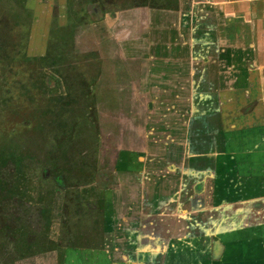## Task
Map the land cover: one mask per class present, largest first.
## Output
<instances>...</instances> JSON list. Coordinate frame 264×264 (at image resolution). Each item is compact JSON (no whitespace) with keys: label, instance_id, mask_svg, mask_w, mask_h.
<instances>
[{"label":"crops","instance_id":"0c3cea01","mask_svg":"<svg viewBox=\"0 0 264 264\" xmlns=\"http://www.w3.org/2000/svg\"><path fill=\"white\" fill-rule=\"evenodd\" d=\"M192 1L203 8L191 20L181 13L180 23L192 22L193 35L182 40L183 28L170 37L169 47L181 49L173 55L149 45L155 59L131 72L132 101L116 104L107 122L112 134L103 137L99 169L112 178L100 189L103 242L56 247L52 260L37 262L264 264V0ZM194 38L202 58L186 61L185 42L189 50ZM149 79L164 102L155 99L151 109ZM181 86L189 97L175 105ZM201 103L229 122L209 113L195 132ZM152 121L160 132L149 129Z\"/></svg>","mask_w":264,"mask_h":264},{"label":"rangeland","instance_id":"374dc122","mask_svg":"<svg viewBox=\"0 0 264 264\" xmlns=\"http://www.w3.org/2000/svg\"><path fill=\"white\" fill-rule=\"evenodd\" d=\"M173 5L166 0H0V151L21 155L24 162L17 169L20 195L0 197V264H44L39 258L52 260L58 247L93 241L102 193L93 172L100 168L103 137L107 130L112 134L107 122L113 124L116 104L132 101L128 80L131 72L147 71L142 61H149L148 42L156 39V29L168 32L174 21L179 28L174 36L184 28L181 13L188 12L191 20V12L204 6L192 0ZM35 12L42 22L37 32ZM191 25L182 40H188ZM124 37L146 40L123 49ZM59 165L63 168L56 169ZM0 172L1 178H15L11 166ZM55 172L63 176L61 185ZM80 188L86 191L81 196ZM41 208L46 218L38 215ZM19 218L27 226L37 225L38 218L46 223L45 247L25 257L18 256L10 235L12 221Z\"/></svg>","mask_w":264,"mask_h":264},{"label":"flooded vegetation","instance_id":"af4514ba","mask_svg":"<svg viewBox=\"0 0 264 264\" xmlns=\"http://www.w3.org/2000/svg\"><path fill=\"white\" fill-rule=\"evenodd\" d=\"M168 0H166V2H167ZM170 2V1H169ZM177 2H178V0H177ZM24 4L26 5V3L24 2ZM27 5H28V2H27ZM31 6V5H30ZM140 6H142V5H140ZM150 6H152L151 4H150ZM149 6V7H150ZM158 5H156V6H154V7H157ZM163 8H167L168 6H162ZM178 7V5H176V7L174 8H171V9H176ZM159 8V7H158ZM37 11V10H36ZM48 13H50V10H47V11H45V14H46V16L48 15ZM34 16V18H33V26H32V29H33V31H35V29H36V32H37V30H39L40 28H37L38 26L40 27L41 25H42V22H39L38 23V21L37 20H39V13L38 12H35L34 14H33ZM39 16V17H38ZM171 21V20H170ZM159 24V23H158ZM35 25V26H34ZM156 25V24H155ZM164 32V33H163ZM172 31H171V27L169 28V31L167 32V31H165V28H158V29H156V34H157V37H156V39L155 40H149V42H148V44L151 46V44H152V46L153 47H155L156 45L157 46H160V45H162L163 46V48H164V50H169V53L170 54H176V53H178L179 51H181V49L180 50H178L179 48H178V44H177V46L175 47V48H170L169 47V45H168V43H170V41L168 42V40L170 39V37H173V34L171 33ZM163 33V34H162ZM128 37H124V39H123V49H124V47H126L127 49H128V47L127 46H131V45H137L138 43H139V41H145L146 40V38H143V39H137V38H133V39H130V40H128L127 39ZM193 42H194V44L191 46V48L189 49V50H187V43L188 42H185V45H186V47H185V49H183V52H182V54H183V58H185L186 57V61L187 60H189V57L190 56H193V57H195V58H202V55H201V53H203V49L201 48V46H200V42L201 41H199V38H194V40H193ZM199 44H197V43ZM175 43V42H174ZM149 48L151 51L145 56V58H147V59H149V58H151L150 56L153 54V56L155 55L153 52L155 51V48ZM169 47V48H168ZM189 47V46H188ZM163 51V50H162ZM152 52V53H151ZM191 54V55H190ZM143 59H144V57H143ZM142 59V60H143ZM155 59V58H154ZM153 58H151V61L153 62V60H154ZM144 62V61H143ZM150 80V79H149ZM152 81V79L148 82V86H147V95H148V99L145 101V105H146V107L147 108H154V104H155V102H154V100L156 99V98H158L157 97V95L154 93V90L152 89L153 88V86H151L152 84H154V82H151ZM187 90V91H186ZM186 93H185V92ZM169 93H172V92H169ZM153 95V96H152ZM175 97H176V101H174V104L176 105V104H182L183 102H185V100H186V98L188 99V97H189V92H188V89H186L185 87H183V86H181V88H179V92H178V94L177 95H175ZM183 99V100H182ZM156 101H157V104L158 105H160V104H164V102H162L163 101V99H161V101H159V99H156ZM187 104V103H186ZM198 107H200V110H198V112H196L195 114H194V116L196 117L195 118V120H193L192 119V121H191V123L192 124H195L196 125V127L194 128L195 129V132H197V130L198 131H203L204 130V125L207 123V121H206V115H208L209 113L210 114H212V115H214V117L216 118L215 119V121H217V123H220V124H225V122L227 123V122H229V120H227V119H220L219 117V115H220V110H219V112L217 111V109H216V106H212L210 103H209V105H208V103H201V104H198ZM196 109V108H195ZM219 113V114H218ZM222 120H223V122H222ZM155 121V120H154ZM154 121H152V124L151 125H149V129L151 128V130L153 129V132L154 133H157V132H160L161 131V129L160 128H158L157 127V124H156V122H154ZM152 132V131H151ZM177 147V146H176ZM94 175H96V176H99V178L100 179H96L95 178V180H94V184L97 186L98 185V187H100V189H101V187L102 186H104L106 183H108L107 181L108 180H110L111 178H112V175H110V174H104L103 172H102V170L101 169H98L96 172H94ZM55 178V177H54ZM63 178V177H62ZM56 179V178H55ZM56 181L59 183V185H61L62 183H64V180L62 179V180H57L56 179ZM103 183V184H102ZM94 184H91V185H94ZM90 185V186H91ZM99 189V190H100ZM79 192H86L83 188H80L79 189V191H78V193ZM83 195V194H82ZM79 196H81V193H79ZM82 205V204H81ZM88 205H90V204H88ZM91 205H93L92 203H91ZM84 206V205H83ZM82 206V207H83ZM97 209H100V213H99V217L98 218H100V220L98 221V223L94 226V233H92L93 234V238H91L93 241H91L90 243L91 244H100V242H103V240H102V237H103V234H104V227H105V221H106V216H107V209H106V207H104V205H103V198H102V196L100 195L98 198H97V201H96V206H95ZM115 217H116V215H115ZM97 228V234H95V232H96V228ZM91 234V235H92ZM91 235L89 234V236L91 237ZM95 238H98L97 239V241H96V239ZM84 244H89V243H87V242H84V243H74V246H77V245H84Z\"/></svg>","mask_w":264,"mask_h":264},{"label":"trees","instance_id":"16d2710c","mask_svg":"<svg viewBox=\"0 0 264 264\" xmlns=\"http://www.w3.org/2000/svg\"><path fill=\"white\" fill-rule=\"evenodd\" d=\"M89 1L93 4L101 0H89ZM168 1L174 4L173 5L174 8L176 7L175 3H177V0H168ZM138 3L142 5L145 2L140 1ZM158 6L160 5L158 4ZM165 6H169V5H165ZM22 158L23 157L21 155L16 156L15 154L11 152L5 153V152L0 151V168L6 169L8 166H11L12 171L16 170V172L13 173L15 178L12 177V180H9L6 177L4 178L0 177V197L3 199H11L17 196L18 194L20 195L21 193L20 191H21V187L23 186V183H22V179L20 176L21 174L20 172H17V169L19 170L20 167H23L24 162L22 161ZM61 158L62 160L64 159L63 156ZM62 168L63 167L59 165L56 169H62ZM45 171H47V169ZM43 174H46V173H43ZM53 177H55L57 180L63 179L62 174L59 172H55ZM38 215L40 217L43 216L46 218V210H43V208H41L40 212H38ZM17 216L20 217V215H17ZM36 222H37V225L29 224L27 226L22 223V220H20V218L16 221H12V224L10 227V235L12 239L14 240V244L16 246V252L19 257H25L28 255L34 254L35 252L45 247L47 236L46 234H44L45 228L43 225H45L46 223L40 224L41 223L40 218H38Z\"/></svg>","mask_w":264,"mask_h":264}]
</instances>
